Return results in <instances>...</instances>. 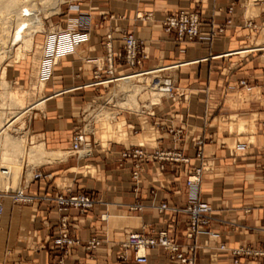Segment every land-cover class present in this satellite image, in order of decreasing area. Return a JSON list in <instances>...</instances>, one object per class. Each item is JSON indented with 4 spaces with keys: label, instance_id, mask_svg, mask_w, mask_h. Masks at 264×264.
<instances>
[{
    "label": "crops",
    "instance_id": "1",
    "mask_svg": "<svg viewBox=\"0 0 264 264\" xmlns=\"http://www.w3.org/2000/svg\"><path fill=\"white\" fill-rule=\"evenodd\" d=\"M64 4L65 9L54 15L59 16L57 23L75 30L87 24L89 39L75 54L63 57L45 81L48 100L30 122V130L41 141L38 144L59 155L23 174L20 189L35 197L32 203L5 199L0 264H137L134 251L124 246L132 229L118 226L137 221L145 225L141 233L167 232L188 255L195 243L186 238L188 215L161 214L157 206L167 203L185 208L193 198L187 178L199 167L198 198L212 208L210 230L217 237L198 238L196 264L233 262V256L219 250L222 244L229 249H264V51H257L264 46V0H67ZM180 10L200 15L201 36L193 42L181 43L174 31L166 33L163 28L165 17ZM229 19L232 25L224 35L209 40L212 29L225 26ZM250 22L256 28L247 26ZM129 32L149 55L143 69L179 65L166 73L174 77L182 96L165 99L143 115L120 111L113 124L95 125L90 154L64 156L73 133L84 123L85 108L109 87L95 84L94 75L96 59L106 64L107 44L115 56V74L131 72L118 59ZM102 77L108 76L102 73ZM156 123L165 129L158 131ZM172 129L182 134L175 138ZM174 147L190 163H165L161 169L160 163L147 162L138 181L132 178L133 159L119 161L128 149L142 148L150 154ZM39 171L43 178L33 179ZM61 193L89 195L95 200L94 208L86 213L62 208L55 201ZM137 204L143 210L133 213V218L124 221L123 215L111 214ZM64 216L69 235L80 241L68 253L56 243ZM92 238L101 245L88 250L86 244ZM262 261L260 257L241 258L242 264ZM147 264L173 263L158 248L148 252Z\"/></svg>",
    "mask_w": 264,
    "mask_h": 264
},
{
    "label": "built area",
    "instance_id": "2",
    "mask_svg": "<svg viewBox=\"0 0 264 264\" xmlns=\"http://www.w3.org/2000/svg\"><path fill=\"white\" fill-rule=\"evenodd\" d=\"M232 11V9H230ZM232 25V19L227 21L225 26H218L212 29L208 37L209 40H214L224 35L228 26ZM249 27L256 28L253 23H248ZM202 21L200 15L194 11L180 10L168 14L163 21V28L166 33L175 32L177 41L193 42L201 36ZM89 39V29L87 24L78 27V30L67 27L55 26L48 32H45V56L42 63V74L41 77L44 81L49 79L56 65L57 60L65 56L73 55L77 52L79 46ZM111 40V38H109ZM124 53L122 56H118L120 64L131 69L128 74L116 75L114 71V59L115 56L111 51V45L107 44L109 51L106 58V64L100 59L95 60V80L97 85H114L120 79L128 78L135 74L144 76H152L155 74L152 82L153 89L156 93L162 96V100L159 103H155L152 107H157L166 100H178L182 95L179 93L175 79L172 75L166 72L173 71L179 67H155L152 69H143V65L149 59V55L145 50L143 44L135 36L133 32L126 33L124 36ZM261 51H264V47ZM106 65V66H105ZM102 73H105L108 77H102ZM242 86L246 85L245 81H241ZM94 102V101H93ZM149 110V109H147ZM145 113V112H144ZM152 115H154L152 113ZM85 118V116H84ZM87 121L84 119L83 125L75 130L72 137V145L68 150V156H82L87 154L88 151H92L91 138L94 137L93 133H89L86 129ZM158 131L165 129L160 123L155 125ZM174 134L175 138L182 134V130H170ZM174 144H177V140L174 139ZM199 145L203 146L204 141H199ZM198 157H202V151L198 152ZM120 162L123 163L126 159H133L135 171L132 174V178L136 181L140 179L141 173L145 169V163L156 161L161 164V169H164L165 163L174 164H188L190 159L186 157L182 151L176 147L173 149L158 148L153 153H147L142 148H132L121 153ZM263 176L262 181L264 185V168L262 170ZM7 177L10 172L7 168L2 167L0 164V176ZM43 178L42 172H36L33 179L38 180ZM202 183V169H194L187 178V185L191 189L193 198L183 209L172 208L167 203H162L157 206L161 214L171 212H183L188 215L190 227L186 234V238L190 241L195 242L194 245L189 247L190 254H186L179 243L172 239L167 232H159L156 236L146 235L141 233V230L145 229V225H141L140 221L133 222V224L121 223V228L130 227L132 230L129 231V239L125 243V247L132 249L135 255V262L137 264L148 263V252L163 248L167 252L168 259L173 264H196L195 250L198 248L197 240L201 235H208L211 237H217L210 229L214 221L212 208L209 203L201 201L198 198L200 191V185ZM6 198H11L14 204L32 203L35 199L34 196L25 193L22 188L21 191L11 192L8 190H0V218L4 213V201ZM55 201L62 208H76L81 213H86L94 208L95 200L86 194L77 195H65L63 193L56 196ZM116 210V209H114ZM113 210V211H114ZM143 205L137 204L126 211L128 216L124 215V218H133V213L141 212ZM112 214V213H111ZM69 223L68 217L61 219V231L59 237L56 239V243L60 245L65 253H68L69 249L73 246L80 245V241L71 238L69 235ZM129 229V228H127ZM101 245V241L97 238L90 239L86 247L88 250L98 247ZM219 250L227 252V256H233V262L229 264H242L241 258L243 257H260L262 258V264H264V249H251L249 247H239L229 249L226 245L222 244Z\"/></svg>",
    "mask_w": 264,
    "mask_h": 264
},
{
    "label": "bare ground",
    "instance_id": "3",
    "mask_svg": "<svg viewBox=\"0 0 264 264\" xmlns=\"http://www.w3.org/2000/svg\"><path fill=\"white\" fill-rule=\"evenodd\" d=\"M42 1L44 3H48L51 0ZM56 3L59 5L63 3V0H57ZM29 6L25 3H19L18 0H10L9 4L6 6V15L2 17V20L0 21V50L2 51H0V62L4 61L8 53H13V46H18L15 54L18 60L23 58V50L29 51L34 47V36L36 33L42 31L43 24L41 22L42 20L38 17L40 12L37 13L38 11L31 9L30 4ZM43 44L40 48L42 52V62L38 73V80L40 81L39 86H37L38 93H40V99L38 102L29 107H23L20 98H14L10 91L7 92V94L10 95L12 102L17 105V109L18 107L20 108V111H15V113L12 112V114H14L13 117L11 115L12 118L8 120L6 119L7 121L2 119L3 117L0 119V164L2 167L7 168L10 172V175L7 177L2 175L0 176V190H8L11 192H13L16 188H19L18 191L22 190V188L20 189V186L22 183L23 168L21 164H19V160L22 159L24 155H27L30 161L39 162L41 164L50 163L58 159L59 154L56 152H49L43 144H38L37 146L30 147L28 149L27 146L29 140L27 135H20L18 133L20 129L16 128L17 123L24 119L26 114L30 113L34 109L44 107L46 101L48 100L46 97H41L46 87L45 81L41 77L42 63L46 53ZM263 47L259 48L257 51H261ZM61 60L62 58L57 60L58 65ZM154 75L155 74L152 76H144V74H135L128 78L120 79L116 84L108 89L105 95L95 99L94 102L89 103L88 105L91 106L90 108L94 111V114L90 115L89 112H85L84 110V115L87 121V131L96 135L97 127L94 125H101L102 119L109 120L108 118L111 119L114 115V113L108 111H116L119 113L120 111L127 110L136 115H143L147 109L152 108L153 104L161 102L162 96L156 93L153 86L150 84L152 79L155 77ZM128 81L134 83L135 85L130 84V91L127 95L123 91H115L117 86H122L123 88V86L125 87L128 85ZM119 82L123 83L119 84ZM141 91L143 92V100H141L142 97H139V102L141 104L140 107L137 99L138 94ZM13 106L14 105H12V107ZM2 115H4V113H2ZM116 117L114 116L111 121L114 122ZM89 152L90 151H88L87 154H90Z\"/></svg>",
    "mask_w": 264,
    "mask_h": 264
},
{
    "label": "rangeland",
    "instance_id": "4",
    "mask_svg": "<svg viewBox=\"0 0 264 264\" xmlns=\"http://www.w3.org/2000/svg\"><path fill=\"white\" fill-rule=\"evenodd\" d=\"M9 1L10 0H0V17H1L0 21L2 20V17H4L6 15L5 10H6V6L9 4ZM18 1H19V3H21V4L25 3L28 6L30 4L31 9L38 11L37 13L40 12L38 14V17H39V19L42 20L41 22H42L43 26H42V31L36 33L34 36V40H35L34 47L29 51L23 50L24 56L21 60H18L15 56L18 46H13L12 47L13 53L12 52H11L12 54L8 53L7 54L8 56L6 55L4 61L0 62V119L3 117L2 119H4L5 121H7L8 119L13 117L14 114H12V112L15 113V111L16 112L20 111V108L18 107V109H17V105L12 102V100L10 99L11 97L9 94H7V92L10 91L11 94L14 96V98H20L21 102H22L21 104L23 105V107H29V106L33 105L34 103L38 102V100L40 99V93H38V89H37L38 88L37 86H39V84H40L39 83L40 81L38 80V76H39L38 73H39V67H40L41 62H42V59H41L42 58L41 57L42 52H41L40 48H41V46L45 40V32H48L49 30H51L55 26H61L59 23H57V22H59V20H58L59 16H57V15L54 16V15H55V12L56 13L61 12V7H62V9H65L66 5L64 4V2H66L67 0H63V3H61L59 5H57V3H56L57 0H51L48 2L49 4L44 3L42 0H18ZM6 47H8V46H6ZM14 71L16 73H14ZM120 83H123V82H119V84ZM130 84L135 85L134 83H131L128 81V85H126L125 87L123 86V88H122V86L121 87L117 86L115 91H123L127 95L128 92L130 91V89H129L131 86ZM4 86L6 87V89ZM112 86H113L112 84L109 85V87L107 88V91ZM107 91L103 95H105L107 93ZM5 92H6V94H5ZM142 93L143 92L141 91L138 94V99H137L140 107H141V104L139 102V97H142ZM41 97H44V93L42 94ZM141 100H143V97L141 98ZM10 105H11V107H10ZM12 105H14V106L12 107ZM90 107L91 106L88 105L85 108V112H89V114L92 115V114H94V111H92V109ZM44 108H45V106L42 108H37V109L32 110L30 113L26 114L24 116V119L19 121L16 125V128L20 129L18 133L22 136H25V134H26L28 137V140H29V143L27 146L28 149L30 147L37 146L38 143L41 142L37 137L33 136L34 134L31 133L30 122L34 119V117H37V114L41 110H43ZM122 109H124V108H122ZM132 111H135V110H132ZM108 112L114 113V115L111 117V119H113L114 116L116 117L118 114V112H116V111H108ZM2 113H4V115H2ZM5 113H6V115H5ZM11 115H12V117H11ZM103 116H104V114H103ZM108 119L109 120L102 119L101 125L113 124V121H111L110 118H108ZM96 133H97V131H96ZM43 143H45V142H43ZM46 147H47V145H46ZM47 149L52 150V149H49L48 147H47ZM63 155L67 156L68 153H65ZM19 164H21V166L23 168L22 179H23V174L25 173L26 169H29L28 173H31L32 172L31 170L33 168L42 166V164L39 162L30 161V159L28 158L27 155H24L22 157V159L19 160ZM18 189L19 188L14 189L13 192L18 191ZM124 211H126V210H124ZM112 215L113 216H122V215L128 216V213L127 212L126 213L125 212H119L117 210H114V211H112ZM123 220L125 221L126 218Z\"/></svg>",
    "mask_w": 264,
    "mask_h": 264
}]
</instances>
